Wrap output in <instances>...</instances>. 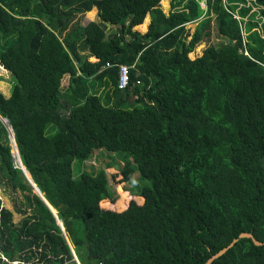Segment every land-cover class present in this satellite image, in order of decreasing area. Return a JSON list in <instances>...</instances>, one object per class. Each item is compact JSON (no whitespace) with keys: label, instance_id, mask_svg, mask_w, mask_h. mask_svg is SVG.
I'll return each instance as SVG.
<instances>
[{"label":"trees","instance_id":"16d2710c","mask_svg":"<svg viewBox=\"0 0 264 264\" xmlns=\"http://www.w3.org/2000/svg\"><path fill=\"white\" fill-rule=\"evenodd\" d=\"M163 1L0 0V264H264V0Z\"/></svg>","mask_w":264,"mask_h":264},{"label":"rangeland","instance_id":"374dc122","mask_svg":"<svg viewBox=\"0 0 264 264\" xmlns=\"http://www.w3.org/2000/svg\"><path fill=\"white\" fill-rule=\"evenodd\" d=\"M173 2H174V0H164L161 3V7L166 14L170 13L171 10H173L172 9V3ZM97 14H98V12H97ZM80 21H81V25L85 26L90 21L99 22V18H98V15L90 12V13H86V15H84V16H81ZM150 22H151V17L148 16L147 19L145 20V22L142 25L136 27L135 29L138 30L140 33L144 34L148 31V27H149ZM196 26H197L196 23L188 24L187 29L192 34V33H194ZM107 30L110 33L112 31H115V28L112 25L108 24ZM228 43H229V41L225 37H222L221 35H219L216 27L213 26L212 35H211L210 39L208 41L202 43L201 45H199L197 47V49L195 50V52L193 54H191V57L195 58V57L201 56L202 53L204 52V50L208 46H212V45L220 46L222 44H228ZM16 83H17L16 79L14 77H12L8 71H4V70L0 69V92L4 93V95H6V96H10L11 91H12L13 87L16 85ZM67 84H68V78L66 77L63 80V86H67ZM14 153H15V151H14ZM113 157L116 158L115 153H104V151H95L94 158L91 161H89L88 164L92 165L94 167L95 171H99V170L105 169V168L107 169V164L111 162ZM117 161L121 166H123L122 159L118 158ZM15 164L19 165L17 160H16ZM107 172L109 173L108 170H107ZM74 176H75V178L79 177L77 167H75V169H74ZM136 176H138V175H136ZM110 177H111V182L114 185V187L116 188L118 194H120L122 188L128 189V188L133 187L132 184H127L126 186L122 187L123 184L116 183L117 178H114L113 175ZM0 196L2 197V199L4 201V204L7 205L8 207H11L10 202L7 199H5L1 190H0ZM74 259H75L74 261L76 262L77 259L75 257H74ZM78 264H79V262H78Z\"/></svg>","mask_w":264,"mask_h":264},{"label":"water","instance_id":"95a60500","mask_svg":"<svg viewBox=\"0 0 264 264\" xmlns=\"http://www.w3.org/2000/svg\"><path fill=\"white\" fill-rule=\"evenodd\" d=\"M1 119H2V118H1ZM2 121L5 123V125H8V124H9V121H8V120L2 119ZM10 139H11V142H12L13 148H14V150H15L16 145H15L14 137H12V135H11ZM16 149H17V147H16ZM17 153H18V157H19L18 149H17ZM20 161H21V160H20ZM19 168H21V169L23 170V172H24L26 178L28 179V181L31 183V185H32L33 188L35 189V192H36V193H37V194H38V195H39V196L45 201V203L48 205V203L46 202V200H45V198L43 197V195H42L41 191L39 190V188H37L36 185L32 182V180H31V176H30L29 172L26 170V168L23 166L22 163H21V165H20ZM48 206H49V205H48ZM50 209L52 210L51 207H50ZM52 211H53V210H52ZM54 215H55V217H56V219H57V221H58L59 226L61 227V229H62L63 232H64L63 225H62V223L58 220V218H57V214L54 213ZM239 238H250V239H253V235H252V234H249V233H244V234H241ZM237 242H238V238H237V239H234L233 242H232L228 247L222 249L219 253H217L216 255H214V256L208 261L207 264H212L214 260H216V259H218L219 257H221L222 255H224V254H225L230 248H232ZM254 243H255L256 245H258V246L263 245V243H261V242H259V241H256V240H254ZM71 249H72V253H73L74 257L76 258V255H75V252H74L73 248H71ZM76 259H77V258H76ZM76 262H78V259H77Z\"/></svg>","mask_w":264,"mask_h":264},{"label":"built area","instance_id":"2783aa9c","mask_svg":"<svg viewBox=\"0 0 264 264\" xmlns=\"http://www.w3.org/2000/svg\"><path fill=\"white\" fill-rule=\"evenodd\" d=\"M107 68H110L112 67L111 64H107L106 66ZM118 88L120 90H124V89H127L130 82H131V79H130V67L128 65H118ZM137 84L139 85L140 82H137ZM78 264V262H77Z\"/></svg>","mask_w":264,"mask_h":264},{"label":"bare ground","instance_id":"6f19581e","mask_svg":"<svg viewBox=\"0 0 264 264\" xmlns=\"http://www.w3.org/2000/svg\"><path fill=\"white\" fill-rule=\"evenodd\" d=\"M13 137V136H12ZM15 153H16V160L18 161L19 165H21L20 158L18 157L17 149L15 147ZM16 162V161H15Z\"/></svg>","mask_w":264,"mask_h":264},{"label":"crops","instance_id":"0c3cea01","mask_svg":"<svg viewBox=\"0 0 264 264\" xmlns=\"http://www.w3.org/2000/svg\"><path fill=\"white\" fill-rule=\"evenodd\" d=\"M91 12H92L93 14H96V15H98V14H97V12H98V11H97V9H96V8H94V9H93V11H91ZM85 15H86V14H85ZM88 18H89V17H88ZM90 22H91V21H90ZM137 31H138V30H137Z\"/></svg>","mask_w":264,"mask_h":264},{"label":"clouds","instance_id":"9594fccd","mask_svg":"<svg viewBox=\"0 0 264 264\" xmlns=\"http://www.w3.org/2000/svg\"><path fill=\"white\" fill-rule=\"evenodd\" d=\"M13 146V145H12ZM20 158V157H19ZM14 160L16 161V153H15V158H14ZM17 167H20V165H18L17 164ZM34 191H35V189H34ZM36 193V192H35Z\"/></svg>","mask_w":264,"mask_h":264}]
</instances>
